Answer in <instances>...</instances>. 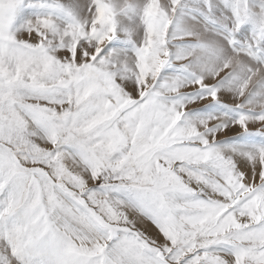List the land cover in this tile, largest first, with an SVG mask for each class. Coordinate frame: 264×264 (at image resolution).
Listing matches in <instances>:
<instances>
[{
	"label": "snow or ice",
	"instance_id": "6c2138e0",
	"mask_svg": "<svg viewBox=\"0 0 264 264\" xmlns=\"http://www.w3.org/2000/svg\"><path fill=\"white\" fill-rule=\"evenodd\" d=\"M0 264H264V0H0Z\"/></svg>",
	"mask_w": 264,
	"mask_h": 264
}]
</instances>
